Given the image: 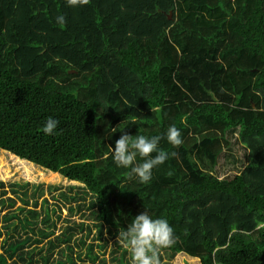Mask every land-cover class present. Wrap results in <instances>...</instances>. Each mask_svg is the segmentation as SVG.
<instances>
[{
	"label": "trees",
	"instance_id": "1",
	"mask_svg": "<svg viewBox=\"0 0 264 264\" xmlns=\"http://www.w3.org/2000/svg\"><path fill=\"white\" fill-rule=\"evenodd\" d=\"M170 125L150 182L114 165L122 134ZM233 130L245 165L218 179ZM0 152L82 185L57 227L41 185L0 181V264H131L123 241L99 253L143 210L176 237L157 264H264V0H0Z\"/></svg>",
	"mask_w": 264,
	"mask_h": 264
},
{
	"label": "clouds",
	"instance_id": "2",
	"mask_svg": "<svg viewBox=\"0 0 264 264\" xmlns=\"http://www.w3.org/2000/svg\"><path fill=\"white\" fill-rule=\"evenodd\" d=\"M86 2V0H85ZM68 6H75L78 0H67ZM57 23H64V17L57 16ZM58 121L52 117L45 119L41 131L45 135H54ZM164 139L176 147L182 143L181 133L175 125H170L163 136L122 134L109 148V155L117 168L128 170L130 177L140 183H148L152 178V169L163 164L175 152H166L159 147ZM154 154V155H153ZM118 238L125 243L130 252L131 264H157V252L175 244L173 228L165 218H154L147 211L136 215L126 229H121Z\"/></svg>",
	"mask_w": 264,
	"mask_h": 264
},
{
	"label": "rangeland",
	"instance_id": "3",
	"mask_svg": "<svg viewBox=\"0 0 264 264\" xmlns=\"http://www.w3.org/2000/svg\"><path fill=\"white\" fill-rule=\"evenodd\" d=\"M225 135L227 137L229 146L221 152L217 166H215L212 170V173L215 174L218 179L233 177L234 175L238 174L245 165L244 148L237 141L236 131H228ZM39 170H42V173L46 174L43 169L37 166L32 164L30 165L29 163L17 162L7 153L0 152V181L4 183L5 187L11 183H29L30 185H41L44 191L42 198L48 200V205H54V203L60 204L61 220L57 222V227H59L61 225L60 222L64 217L67 216L68 211L58 199H55V197H59L60 192L72 195L77 191L76 188L82 185L78 182L68 181L61 176L52 178L51 180H46L45 177L43 178L40 175ZM48 186H52L57 189H49ZM69 187H73V189L69 191ZM41 199H38V204L41 203ZM17 205L20 204L17 203ZM57 214L58 210L55 216ZM79 218L80 217L78 216L75 217V219ZM105 237L108 238V245L104 253L100 252L99 256H103L105 259H108L110 250L114 247L116 248L114 241H118V243H122V241L116 237L110 239L106 234ZM95 250L99 252L97 248H95ZM164 262L167 264H199L198 259L190 258L184 254H177L172 260H169V262Z\"/></svg>",
	"mask_w": 264,
	"mask_h": 264
}]
</instances>
